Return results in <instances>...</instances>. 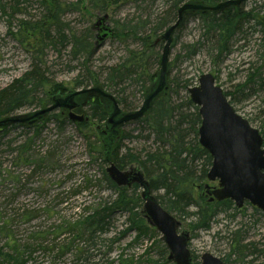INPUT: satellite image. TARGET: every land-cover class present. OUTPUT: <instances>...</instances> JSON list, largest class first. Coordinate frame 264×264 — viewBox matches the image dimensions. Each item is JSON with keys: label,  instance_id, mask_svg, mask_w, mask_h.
Returning <instances> with one entry per match:
<instances>
[{"label": "rangeland", "instance_id": "rangeland-1", "mask_svg": "<svg viewBox=\"0 0 264 264\" xmlns=\"http://www.w3.org/2000/svg\"><path fill=\"white\" fill-rule=\"evenodd\" d=\"M52 1L54 0H20L21 13L11 14L13 0H0V5H5L3 10L0 9V89L29 70L33 59L41 64L50 86L59 84L64 88L61 87L60 95L86 87L74 84L82 59L72 58L66 39L62 44L41 47L34 44L29 34L24 37L19 33L20 19H38L45 6L51 5ZM56 1L61 9L60 26L65 35H70V31L85 32L86 29L93 33L97 49L89 64L97 71H106L107 66L123 61L129 50L141 49V43L129 36H113L111 29L115 25L121 28L122 24H135L138 19L143 21L146 18L152 22L165 8L164 0H157L152 6L128 0H108V6L103 10L90 8L91 0ZM263 3L264 0H246L244 10L255 7L261 18L264 16ZM104 15L107 18L99 24L98 18ZM103 25L107 28L102 29ZM150 26L152 25L145 24L141 32L147 34ZM167 27L162 30L161 35ZM52 31L53 29L51 33H54ZM104 33L105 36L101 38ZM161 35L159 39L162 41ZM200 35L197 18H190L170 47L167 83L168 88H172L171 102L180 103L183 96L188 95L187 88L195 86L201 74L211 73L223 92L229 93L227 99L233 109L253 127L261 130V126H264L262 26L257 25L254 20L244 26L242 32L236 35L230 53L219 59L208 51V42L200 45L194 54L189 53L188 44L197 41ZM158 51L160 57L162 46ZM149 68L156 74L159 70L158 62L154 63L149 59ZM154 81L155 78L151 83L145 80L143 84L148 86V90ZM185 81H188L189 86L182 88ZM143 84L127 79L119 86V89H123L119 96L134 107L132 110L138 109L142 104L145 94ZM175 89L177 93L173 92ZM109 92L113 93L111 90ZM115 93L113 95L116 97L118 94ZM186 108L182 110L192 111ZM33 110L34 107H24L15 114ZM59 111L57 109L53 112ZM86 112L85 115H88ZM147 114L148 112L144 116ZM91 121L87 128L78 129L69 119L59 125L48 118L37 124H13L8 126L4 134L0 132V246L10 245L9 236L1 228L4 225L10 231L9 235H13L12 238L20 245L30 242L31 235L40 231L50 234L45 236L43 243L62 242L64 238L67 241L75 236L73 231L55 239L52 234L55 227L63 221L73 222L80 213H87L98 202L115 197L103 179L107 163L102 161L103 134L96 126H102L104 122ZM135 121L126 123L121 129L127 136L120 142V153L130 150L143 157L146 152L154 151L160 143L147 125ZM190 139L192 135L187 137V140ZM20 145L24 147H19ZM201 163L202 160L195 162L197 174ZM132 164L139 166L137 163ZM209 183L217 185V182ZM197 184L193 186L195 197L202 193V189L196 187ZM141 191V187L136 190L139 196ZM161 193L162 190H159L151 195L155 197ZM235 208L218 213L208 229L192 233L187 225L192 220L182 223L181 230L190 234L188 248L193 264H200V255L204 252L219 257L225 264H264V213L247 202L241 208ZM188 209L192 211L195 208ZM171 214L175 216L177 213ZM142 219L144 224L140 231L131 229L124 233L127 227L126 216L122 212H114L110 216L107 232L96 239L97 250H89L92 255L89 261L76 258L74 249L84 243L75 238L72 250L64 255L57 257L55 252L38 248L33 250L27 264H120L124 259L133 264H173L167 259L168 249L161 239V233L148 225L145 218ZM239 241L237 249L236 243ZM0 264L8 263L0 257Z\"/></svg>", "mask_w": 264, "mask_h": 264}, {"label": "trees", "instance_id": "trees-1", "mask_svg": "<svg viewBox=\"0 0 264 264\" xmlns=\"http://www.w3.org/2000/svg\"><path fill=\"white\" fill-rule=\"evenodd\" d=\"M19 1L13 0L14 4L10 7L11 14L21 13L18 9ZM128 1L152 6L157 0ZM187 1L215 5L223 0H164L165 8L160 11L152 22L146 18L143 21L138 19L135 24L129 22L122 24L120 25L121 28L115 25L111 29L113 36L124 38L129 36L141 43V49L129 50L128 56L123 61L107 66L106 71H97L89 64L90 58L96 54L97 49V42L93 40V33L89 29H86L85 32L70 31L72 32L70 35L69 33L67 35L64 34V29L60 26L61 9L56 0L52 1L51 5L47 4L45 6L43 15L38 19H20L18 30L24 37L29 34L34 44L41 47L47 44L53 46L58 43L62 44L66 39L72 58L82 59L81 69L74 80V84L78 87L89 84L101 85L107 91H113L112 94L116 92L121 109L130 111L134 107L129 106L124 101V98L119 96L120 92L123 91L121 87L119 89V86L127 79L141 84L145 80H149L150 83L153 81L155 74L150 71L149 59H152L154 63L158 62V48L163 43L159 39L161 32L165 27L176 21L178 7ZM89 6L97 10H103L105 6H108V0H91ZM4 8L5 5H0L1 10ZM190 18H197L201 35L197 41L188 44L189 53L194 54L200 45L208 42V51L217 59L230 53L236 35L242 32L244 26L248 25L252 20L257 25H262V17L260 18V15L255 11V7L244 10V2L238 6H228L220 11H206L204 13L186 11L174 30L171 46L176 42L178 33L184 28ZM145 24L152 25L147 34L141 32ZM100 28L101 26L99 30H101ZM52 29L54 33H51ZM150 66H152L151 62ZM133 75L135 77H132ZM187 86H189L188 81H185L182 88H187ZM61 87L59 84L50 86L41 64H38L33 59L29 70L0 89V118L13 115L17 110L24 107H34V110L46 107L51 103L52 96L61 94H59ZM147 87L143 84V91H146ZM171 90L172 88H168L166 93L160 94L153 101L148 114L135 121L139 124L144 123L150 128L155 135V139L160 143L158 147L154 151L146 152L143 157L132 153L130 150L120 153V142L127 136L124 131H121L122 127L111 144L108 160L112 161L119 169H125L129 165H133L132 163H137L139 165L137 167L142 170L148 182L149 191L152 193L162 190L161 194L155 196L159 203L170 213H177L176 215L178 216H175L182 223L185 220H192L187 225L191 232H195L200 229H208L218 213L236 208L229 199L208 201V198L203 193H200L197 197L194 196L193 186L196 183H198L197 186H202L203 182H205L206 173L211 164V157L198 143V127L200 125L198 108L191 102L188 95H184L180 103H172ZM173 92L177 93V89L173 90ZM225 95L228 96L229 93H225ZM185 107H187L186 109H192V111H183L184 109L182 110V108ZM86 111L89 120L76 124V127L78 129L87 128L91 124V120H96L97 122H104L102 126H99L101 131L107 116L103 104L98 98L90 97L86 105ZM48 118L55 120L59 125L68 119L60 111L57 113L51 112L35 124ZM11 125L0 126L1 134H4L8 126ZM19 125L23 126L24 124ZM259 131L264 143V126H261ZM189 135H192V139L187 140ZM103 138L104 135L101 140L104 151L102 161L107 163L105 157L107 146L104 145L105 141ZM19 147L24 146L20 145ZM199 160H202V163L200 164L199 174H197L195 162ZM103 179L108 188L113 191L115 197L112 200L98 202L96 207L85 214L80 213L73 222L63 221L61 225L55 227V232H52L55 239H57L61 235L70 234L73 231L75 235L73 238L67 241H65L67 238H64L62 242H51V244L43 243L48 232L40 231L31 235L30 242L20 245L12 238L13 235H9L10 231L4 225L1 228H4L9 236L8 242H10V245L0 246V257L2 260L8 264H27L33 250L38 248H43V250H48L52 253L55 252L58 257L72 250L74 239L76 238L84 243L83 246L74 249L76 258L84 262L89 261L92 258L89 250H97L95 248L96 239L107 232L110 216L114 212H122L126 216L127 227L123 231L124 233L131 229L140 231L144 221L141 211H138V208L142 207V200L136 192L139 188L138 185L133 184L130 188L116 186L105 172H103ZM129 189H131L130 192ZM189 207L195 209L190 211ZM231 233L236 234L237 232L231 231ZM236 244L237 249H239L240 241ZM109 264H112V262ZM120 264L133 263L124 259Z\"/></svg>", "mask_w": 264, "mask_h": 264}, {"label": "water", "instance_id": "water-1", "mask_svg": "<svg viewBox=\"0 0 264 264\" xmlns=\"http://www.w3.org/2000/svg\"><path fill=\"white\" fill-rule=\"evenodd\" d=\"M245 0H223L215 5L202 2H184L177 9V19L161 35L163 42L159 57V70L155 81L148 88L141 106L132 111H123L117 98L101 85L82 87L68 91L65 95H54L46 107L28 113L13 114L0 118V125H31L49 113L67 110L71 121L88 120L83 110L90 97H96L106 109L107 116L102 129L104 135L108 178L117 186L130 187L137 184L142 188V213L148 225L161 233V239L168 249L167 259L173 264H193L188 248L189 233L179 231L181 221L163 208L151 195L148 182L142 170L134 165L119 169L108 160L111 144L120 129L128 122L142 117L151 108L153 101L168 88V57L173 32L186 11H220L228 6L241 4ZM107 18L104 15L98 22ZM97 22V23H98ZM264 32V18L262 19ZM191 102L198 107L200 125L198 142L211 156V165L207 171L208 181H217L216 186L206 183L203 187L210 200L230 199L241 208L245 201L264 212V147L259 130L240 116L227 100L222 88L215 83L211 73L201 74L195 86L187 88ZM200 264H224L209 252L200 255Z\"/></svg>", "mask_w": 264, "mask_h": 264}, {"label": "bare ground", "instance_id": "bare-ground-1", "mask_svg": "<svg viewBox=\"0 0 264 264\" xmlns=\"http://www.w3.org/2000/svg\"><path fill=\"white\" fill-rule=\"evenodd\" d=\"M243 3V2H242ZM14 4V2L12 3V5ZM19 4H20V1H19ZM19 4H18V9H19V11H21V9L19 8ZM44 11H45V9H44ZM44 13V12H43ZM43 15V14H42ZM158 65H159V59H158ZM156 75V74H155ZM90 86H92V85H88V86H86V87H90ZM151 86V85H150ZM81 88V87H80ZM104 88V87H103ZM105 89V88H104ZM106 90V89H105ZM146 93H147V90L145 91V94H144V96L146 95ZM144 96H143V99H144ZM142 102H143V100H142ZM129 166H131V165H129ZM129 166H128V168H129ZM140 198H141V196H140ZM141 200H143L142 198H141ZM193 208V207H192Z\"/></svg>", "mask_w": 264, "mask_h": 264}, {"label": "flooded vegetation", "instance_id": "flooded-vegetation-1", "mask_svg": "<svg viewBox=\"0 0 264 264\" xmlns=\"http://www.w3.org/2000/svg\"><path fill=\"white\" fill-rule=\"evenodd\" d=\"M63 113V112H62Z\"/></svg>", "mask_w": 264, "mask_h": 264}]
</instances>
